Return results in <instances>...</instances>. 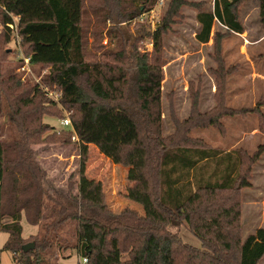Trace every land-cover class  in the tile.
<instances>
[{
	"label": "trees",
	"instance_id": "16d2710c",
	"mask_svg": "<svg viewBox=\"0 0 264 264\" xmlns=\"http://www.w3.org/2000/svg\"><path fill=\"white\" fill-rule=\"evenodd\" d=\"M83 1L0 0V65L8 54L4 47L15 37L30 65L48 67L43 84L71 113V130L41 137L54 128L41 123L50 113L42 109V89L23 87L18 78L0 71V101L11 100L9 117L17 127L16 138L0 141V231L8 236L3 251L10 252L16 264H46V256L67 249L80 261L86 259L85 264H259L264 258V227L241 238L240 192L250 186V166L264 146L244 158L239 148H211L192 140L190 133L221 128L227 116L260 112L225 107L224 87L218 82L214 109L200 113L196 98L188 118L179 120L171 111L174 131L163 135V38L184 1L172 0L155 29L146 33L150 53L109 52L100 60H88L85 53ZM156 1L102 0L104 19L137 22ZM245 1L213 0L210 10L194 5L198 43L209 42L214 23L226 32L213 34L214 59L222 71L221 41L244 32L240 17ZM258 9L264 30V0H258ZM14 24L15 33L10 29ZM109 113L127 121L145 154L140 174L145 186L138 194H128L143 208V217L109 213L101 200V184L83 175L87 146L98 140V117ZM73 134L81 153L79 182L70 174L63 188L51 187L34 147L68 146ZM22 220L38 228L34 248L28 251H23L28 242L22 237ZM180 227L198 239L199 249L186 246L170 230Z\"/></svg>",
	"mask_w": 264,
	"mask_h": 264
},
{
	"label": "rangeland",
	"instance_id": "374dc122",
	"mask_svg": "<svg viewBox=\"0 0 264 264\" xmlns=\"http://www.w3.org/2000/svg\"><path fill=\"white\" fill-rule=\"evenodd\" d=\"M171 1L157 0L151 10L142 14L137 22L121 24L104 19L106 11L102 0H84L82 27L87 59L95 57L94 59L100 60L103 54L109 52L125 53L127 56L132 52L150 53L152 43L146 33L155 29ZM182 1L184 3L178 10L179 18L163 38L161 83L163 135H170L174 131L170 122L171 111L179 120L188 118L191 104L196 98L200 113L214 109L218 103L217 85L221 82L224 87L225 107L257 108L260 114L253 112L237 117L227 116L221 120V128L194 129L190 137L211 148L225 151L239 148L244 158L251 157L260 146H264V79L260 77L261 73L264 74V58H260V55L264 54V43L258 48L246 44L235 34L225 36L221 41L224 70L233 68V71L225 76L224 70H220L214 59L213 47L214 32L219 31L223 35L226 33L225 30L216 24L208 43L200 44L195 39L199 26L195 21L197 11L194 5L203 4L205 9L210 10L213 0ZM252 1L257 2L246 0L241 8L240 20L244 30L254 26V17H258V11L254 12L255 15L251 13L248 17H243L247 8L252 11ZM2 28L0 25V32ZM13 32L15 33L14 30ZM13 37L14 35L12 39ZM4 48H7L5 50L8 54L0 65L2 74L7 77L15 76L24 84L23 87L37 85L46 96L42 109L50 113L41 118V123L54 128L46 131L41 137L69 128L70 126L62 127L58 118H67L70 121L71 113L62 108L58 102L59 97L53 95V98H50L47 95L50 88L46 89L43 84L48 67L40 68L29 64V72L25 73L21 68L24 66L23 58L26 57L19 48L18 40L14 37ZM246 57L252 60L253 67L245 60ZM242 79H247V83L245 82L243 100L237 102L234 93L237 90L234 88L237 85L244 87ZM50 92L56 94L53 90ZM10 101L3 99L0 101V141L5 142L17 136V127L9 117ZM127 125L126 120L110 113L98 117V140L96 144L87 146L83 175L87 180L101 184V200L109 213H129L143 217V208L129 200L128 194L130 192L138 194L145 186L140 175L145 154L138 146V138ZM69 129L71 130V127ZM71 142L73 143L68 146L48 144L34 147L51 187L63 188L70 174L79 182L81 153L77 140L71 139ZM248 176L250 186L240 192L242 239L253 234L256 229L264 227V151L250 166ZM21 225L24 241L32 243L38 228L29 226L24 220L21 221ZM170 230L176 233L186 246L200 248L198 239L186 228ZM7 237L6 233L0 231V264H16L12 254L2 249ZM125 257L126 255L123 256ZM78 261L80 259L72 249L63 252L55 250L51 258L47 259L46 256L45 259L46 264H76ZM259 264H264V258Z\"/></svg>",
	"mask_w": 264,
	"mask_h": 264
},
{
	"label": "crops",
	"instance_id": "0c3cea01",
	"mask_svg": "<svg viewBox=\"0 0 264 264\" xmlns=\"http://www.w3.org/2000/svg\"><path fill=\"white\" fill-rule=\"evenodd\" d=\"M246 2V1H245ZM253 2V8H252V11L249 10V8H247L244 12V15L243 17H248L251 13L253 15L255 11H258V17H259V9H258V0L257 2L256 1H252ZM212 4H213V1H212ZM245 4V3H244ZM212 9V7H211ZM249 11V12H248ZM258 17H254V26H250L248 28H246L244 30V32L242 34H235L237 36H239L241 39H243L246 44L250 45V46H256L258 48H261L262 44L264 43V30H262L259 26V21H258ZM216 25V23H214V26ZM218 25V24H217ZM213 26V27H214ZM219 26V25H218ZM222 28V27H221ZM212 31H213V28H212ZM212 34V32H211ZM252 35V36H251ZM244 49V48H242ZM260 58L263 59L264 58V54H261L260 55ZM248 63L250 62L251 66L253 67V63H252V60L247 58L245 59ZM262 68V67H261ZM260 68V69H261ZM261 78L264 79V74L260 75ZM245 82L247 83V79H242V83L244 85L243 86H239L237 85L234 89H236L237 91H234L235 95H236V98H237V102H240L243 100V93H244V89H245ZM241 83V84H242ZM238 84V82H237ZM233 89V90H234ZM235 100V99H234Z\"/></svg>",
	"mask_w": 264,
	"mask_h": 264
},
{
	"label": "built area",
	"instance_id": "2783aa9c",
	"mask_svg": "<svg viewBox=\"0 0 264 264\" xmlns=\"http://www.w3.org/2000/svg\"><path fill=\"white\" fill-rule=\"evenodd\" d=\"M10 29H12V30L15 31V29H16V25L14 24V29H13V25H10ZM23 64H24V66H23L21 69L24 70L25 73H28V72H29V57L23 58ZM47 95H48L50 98H53V95H54L56 98H58V96H59L58 94H54V93H52V92H50V91H48ZM60 125H61L62 127H68V126H70V121H69L67 118H64V119L60 120ZM71 139H72V141L77 140V139H76V136H75L74 134L72 135V138H71ZM79 263H80V264H85V263H86V259H82Z\"/></svg>",
	"mask_w": 264,
	"mask_h": 264
},
{
	"label": "water",
	"instance_id": "95a60500",
	"mask_svg": "<svg viewBox=\"0 0 264 264\" xmlns=\"http://www.w3.org/2000/svg\"><path fill=\"white\" fill-rule=\"evenodd\" d=\"M34 248V243H28L23 246V251H28Z\"/></svg>",
	"mask_w": 264,
	"mask_h": 264
}]
</instances>
